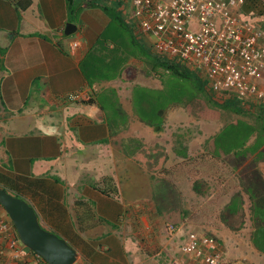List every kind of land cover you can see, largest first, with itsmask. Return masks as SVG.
<instances>
[{"label": "crops", "instance_id": "1", "mask_svg": "<svg viewBox=\"0 0 264 264\" xmlns=\"http://www.w3.org/2000/svg\"><path fill=\"white\" fill-rule=\"evenodd\" d=\"M82 1L0 0V188L25 200L39 225L75 250L74 264H169L179 256L186 232L193 230L190 225L197 223L192 215L204 202H197L203 194L195 185L207 179L203 171H179L177 163L208 153L207 159L216 160L220 171L234 178L231 201L236 207L228 213L232 227H239L235 237L246 238L242 228L249 227L264 240V105L252 101L236 103V109L228 106L241 111L230 121L227 115L213 114L204 120L207 138L186 142L185 155L177 156L175 139L163 135L147 143L161 134L165 117L172 125L177 106L170 103L163 109L143 102V116L134 114L135 90H162L156 63L150 61L153 69L144 72L138 58H125L112 45L103 54L108 63H117L113 77L88 81L82 64L92 50H100L104 30L114 23L120 30L125 21L131 25L147 58L154 55L152 41L136 34L128 0ZM238 15L264 39V0H248ZM67 24L75 27L68 36ZM172 63L177 62L163 61L166 69ZM109 91L116 97L120 124L109 120L99 100ZM78 92V101L65 98ZM230 124L234 136L246 139H210ZM32 131L38 135L31 136ZM229 142L235 145L232 154L224 148ZM147 145L153 146L150 151ZM193 202L197 204L190 206ZM0 215L9 220L2 208ZM234 229L223 222L216 235L231 239ZM252 246L264 248V241ZM258 252L264 256V250ZM34 260L29 251L20 258L4 250L0 264ZM40 264L46 263L40 259Z\"/></svg>", "mask_w": 264, "mask_h": 264}, {"label": "built area", "instance_id": "2", "mask_svg": "<svg viewBox=\"0 0 264 264\" xmlns=\"http://www.w3.org/2000/svg\"><path fill=\"white\" fill-rule=\"evenodd\" d=\"M247 1L128 0L126 10L136 34L150 37L153 52L166 61L175 60L202 79L216 103L264 105L263 35L238 15ZM80 96L78 92L65 98L78 101ZM169 229L178 232L173 226ZM13 230L10 219L0 215V258L4 250L15 251L20 258L27 255ZM178 253L169 264H224L217 239L193 230L186 232ZM35 256L33 264H40L41 258Z\"/></svg>", "mask_w": 264, "mask_h": 264}, {"label": "rangeland", "instance_id": "3", "mask_svg": "<svg viewBox=\"0 0 264 264\" xmlns=\"http://www.w3.org/2000/svg\"><path fill=\"white\" fill-rule=\"evenodd\" d=\"M83 3L88 2L84 0ZM112 11L114 12V10ZM118 16L120 17V15ZM116 25V23L111 24L104 30L103 38H101L103 41L101 46H99L101 48L98 52L92 50L87 56L84 63L82 64L83 72L85 73L88 81L106 76L109 77L111 75V77H113V74L117 72V63L115 64L114 61L111 60H109L108 63L107 56L105 57L103 54L106 52L104 50L108 48L111 49L110 46L112 45H116L115 53L123 54L122 56H125V58H138L140 64L143 66L144 72L146 70L151 71V68L153 69V67L150 65V61L156 63L154 70L160 76L162 81V90L155 91V96H149L148 99L150 102L155 101L156 103L161 104L163 108H165L170 103L177 106L173 112V115L175 116L172 119V125L168 120L169 118L165 117L163 126L164 128L161 134H155V138L152 139L148 138L150 140L147 143L153 142L154 139H159L160 136L163 135V139H175L173 149L177 151V156L185 155V149L188 148L185 144L186 142H189L190 139L207 138L205 133H203L206 132V123L204 120L207 118H212L213 114L218 115L220 113V115H227V117H231V119H227V121H230L232 120L233 116L235 117V114L241 112H235L234 109H227V107L224 106L225 104L219 105L214 100H212V94L206 85H202V83L198 82V80L195 79L193 75L194 73L192 71L187 70V73H190L189 77L181 78L169 73V71L166 69V65L163 64V61L165 60H158V58H156L158 56L153 52V50L152 52L156 57L154 55H150L148 58L145 57L146 55L142 54V46H140L139 42H137L139 39L134 35L131 25L125 21V26L123 25L121 30ZM148 38L150 39V37ZM105 39L108 40L106 41ZM141 40L142 43L146 45V40L144 38ZM154 59H156L157 62H154L156 61ZM133 78V75H130V79ZM199 80L202 81V79ZM137 90L138 91L135 90V95L132 97L134 114L136 116L142 117L143 115L139 111L141 104L137 97L139 98V96L143 93H141V88H138ZM144 94L146 96L149 95L147 92H144ZM127 99L128 102H131V96H129ZM99 100L101 101V105L103 106L109 120L120 124L122 122V118L117 115V101L116 97H113V92H107L105 95L100 97ZM141 102L146 103L147 100L142 99ZM248 114L253 115L251 112ZM142 119L144 120V118ZM247 132L250 131L248 130ZM210 133L213 134L212 131ZM34 134L38 135L36 132L32 131L31 136H34ZM210 139H246V136H234V124H230L220 135H218V138L211 137ZM146 147L147 150L150 151L153 146L147 145ZM224 148H226V151L231 154L235 151V145L230 142L229 145L226 144ZM207 154L200 153L196 158H192L193 156L189 155L190 158H184L183 160L179 159V162L177 163L179 171L182 169L184 170V168L187 167L189 170L194 169L197 171V174L198 171H203L205 177H207L206 183L204 182V184L201 185V180H198L199 184L195 185L201 190V192L198 191V194H203L201 197L202 200H198L197 202L199 204L204 202V206L197 209L196 213L192 215L193 221L197 223L193 226L190 225V229H193V231L197 232L198 234H206L215 237L219 245L221 242L223 243L224 246H221V248L224 247L226 253L224 264H264V256L258 252L259 249L264 250V248L260 247L258 250H256L255 247L252 246L254 242L260 246L263 245L264 240L260 239L259 234H251V228L248 227V229H246V227H243L242 229L244 230L242 231V236H246V238L243 237V240H240V237H235V233L239 231V227L238 229L235 226L232 227L229 222L230 215L228 213L229 209L236 207L233 204L234 202L231 201V198L234 197V192L232 189L234 185L232 180H234V178L231 177L228 179L229 172L226 170L220 171L218 162L213 159H207ZM201 166H204V169H201ZM219 173L224 175V177H221L222 175L216 176ZM198 179H201V177ZM227 180L230 181L229 187L227 186ZM197 202L189 203V205L191 206L192 204H197ZM187 211L189 212V208ZM223 222L227 224L228 228H235L234 231L229 233L231 239L222 240V238H219L216 235V231Z\"/></svg>", "mask_w": 264, "mask_h": 264}, {"label": "water", "instance_id": "4", "mask_svg": "<svg viewBox=\"0 0 264 264\" xmlns=\"http://www.w3.org/2000/svg\"><path fill=\"white\" fill-rule=\"evenodd\" d=\"M75 27L67 24L65 35H71ZM0 206L11 220L21 244L40 256L46 264H74L77 254L63 239L44 230L33 208L23 199L0 188Z\"/></svg>", "mask_w": 264, "mask_h": 264}, {"label": "trees", "instance_id": "5", "mask_svg": "<svg viewBox=\"0 0 264 264\" xmlns=\"http://www.w3.org/2000/svg\"><path fill=\"white\" fill-rule=\"evenodd\" d=\"M86 1V0H85ZM82 2H84V1H82ZM88 2V1H87ZM81 3V2H80ZM70 4H72V0H70ZM87 4V3H86ZM167 70L169 71V73H172L173 75H175V76H178V77H181V78H183V77H189V74L190 73H187V69L185 68V67H183L181 64H178V63H172L171 65H168L167 66ZM193 74V73H192ZM194 75V77H195V79L196 80H198V82H200V83H202V85H204V82L203 81H201V80H199V78L195 75V74H193ZM138 91V90H137ZM141 93H143V94H141L140 96H139V98L137 97V99L139 100V102H140V104L141 103H143V102H141L142 101V99H146L147 100V104H155V105H160L161 106V104H159V103H156L155 101L154 102H150V100L148 99V97L149 96H155V94H149V95H145L144 94V92H143V90H142V92ZM148 93V92H147ZM137 94V93H136ZM236 103L237 102H233V101H230V102H228V103H226L224 106H226V107H228V106H230V108H234V109H236ZM231 104V105H230ZM162 107V106H161ZM163 108V107H162ZM164 109V108H163ZM144 114V113H143ZM157 123V122H156ZM152 124H155V123H152ZM14 196H16V195H14ZM17 197V196H16Z\"/></svg>", "mask_w": 264, "mask_h": 264}, {"label": "clouds", "instance_id": "6", "mask_svg": "<svg viewBox=\"0 0 264 264\" xmlns=\"http://www.w3.org/2000/svg\"><path fill=\"white\" fill-rule=\"evenodd\" d=\"M18 236V235H17ZM19 238V237H18ZM27 249V248H26ZM28 250V249H27ZM29 251V250H28ZM31 252V251H30ZM33 253V252H32ZM35 254V253H34ZM36 255V254H35ZM38 256V255H37ZM40 257V256H39ZM41 258V257H40ZM42 259V258H41ZM43 260V259H42Z\"/></svg>", "mask_w": 264, "mask_h": 264}]
</instances>
